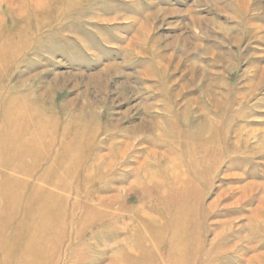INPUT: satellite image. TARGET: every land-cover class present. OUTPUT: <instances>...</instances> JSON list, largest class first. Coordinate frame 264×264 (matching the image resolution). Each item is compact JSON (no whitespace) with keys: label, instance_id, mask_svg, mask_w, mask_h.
<instances>
[{"label":"rangeland","instance_id":"rangeland-1","mask_svg":"<svg viewBox=\"0 0 264 264\" xmlns=\"http://www.w3.org/2000/svg\"><path fill=\"white\" fill-rule=\"evenodd\" d=\"M0 264H264V0H0Z\"/></svg>","mask_w":264,"mask_h":264},{"label":"bare ground","instance_id":"bare-ground-1","mask_svg":"<svg viewBox=\"0 0 264 264\" xmlns=\"http://www.w3.org/2000/svg\"><path fill=\"white\" fill-rule=\"evenodd\" d=\"M21 107H23V106L19 105V107L18 106L15 107L14 110L13 109H7V110H5L6 111V114H7V117H8V119L5 122V128H7L6 131L10 132L11 129H15V130H13L15 133L13 132V134L16 136V138H15L16 140L18 138L23 139L25 135L28 136V137L27 136L25 137L26 139H28L30 136H32L34 134V132H31L30 131V129L28 128V126H29V124L30 125L34 124L35 120H34V118L32 116H30L29 114H26L25 113V110L23 108H21ZM34 108H35V106H34ZM35 110H36V108H35ZM36 111H33V112H36ZM9 115H11L10 118H9ZM34 116H37V115L34 114ZM45 120H47V119L45 118ZM22 125H24L23 128H21ZM43 131H44V128H43ZM38 134L43 135L42 134V130H41V132H38ZM13 136L11 135V133H9V134H4L3 133V136L1 138L2 139V142L5 145H8L9 143L12 144ZM40 138H42V140L45 139L44 136L43 137H40ZM31 140H33V138H31ZM35 141L36 140H34V142ZM4 144H2V147L4 146ZM11 150L13 152H15V151L16 152H18V151L20 152L21 151V152H24V153H29V150H24L19 145L12 146ZM32 152L33 151H31V153ZM255 186H256V184L246 183L240 189L243 191V193H244V191L246 193L248 191H252ZM190 190H191V186L189 184H186V185H184L180 189L179 192H181V194H182V193H185L186 191L189 192ZM14 204H17L16 200H14ZM172 205L174 206V209L171 212V215L170 216L173 217V219H175V221H176L175 222V225L176 226L177 225H180V222L184 224V222L180 220V215H181V213L184 210L188 209V207L190 206L189 200H186L182 196V198L180 200L175 201ZM176 246H177V242H173L172 243V246L170 247V250L169 251L171 253H174V251L176 249ZM196 249H198L197 246H196ZM196 249L194 250L195 251V254L197 253V250Z\"/></svg>","mask_w":264,"mask_h":264}]
</instances>
